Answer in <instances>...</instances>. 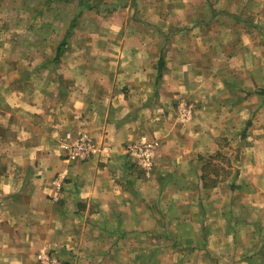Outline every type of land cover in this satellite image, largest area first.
<instances>
[{"label": "crops", "instance_id": "0c3cea01", "mask_svg": "<svg viewBox=\"0 0 264 264\" xmlns=\"http://www.w3.org/2000/svg\"><path fill=\"white\" fill-rule=\"evenodd\" d=\"M99 1L28 0L10 28L0 0V264H264L261 23L242 0ZM81 132L96 150L69 161Z\"/></svg>", "mask_w": 264, "mask_h": 264}, {"label": "built area", "instance_id": "2783aa9c", "mask_svg": "<svg viewBox=\"0 0 264 264\" xmlns=\"http://www.w3.org/2000/svg\"><path fill=\"white\" fill-rule=\"evenodd\" d=\"M181 116L187 119L192 111L193 105L184 102L179 103ZM154 143L142 142L132 143L127 146L128 154L134 158L136 164L142 169L146 176L150 175L153 168V148ZM96 150V143L93 138L86 132L79 133L74 140L67 146L66 159L69 161H80L90 158ZM57 185L59 183L57 182ZM42 264H53L54 261L47 256L41 257Z\"/></svg>", "mask_w": 264, "mask_h": 264}, {"label": "rangeland", "instance_id": "374dc122", "mask_svg": "<svg viewBox=\"0 0 264 264\" xmlns=\"http://www.w3.org/2000/svg\"><path fill=\"white\" fill-rule=\"evenodd\" d=\"M18 1L19 0H12V2H9L7 4V6H4V7L2 6V12L4 10L3 13H7L5 15H6L7 19H9V23H13L12 27H10V28H14V25H15L17 19H18V18H16V16L19 15L21 13V11H23L24 14L29 13V12H27V7H24V6H28V7L30 6V3L27 2L28 0H24L26 5L25 4L24 5L20 4L21 6L19 5ZM72 1L74 2V0H72ZM91 1H92V3H94V0H91ZM111 1H112V6H113V0H111ZM242 1H243V3L247 2L245 4L246 9H243L245 15L248 18V19L246 18L247 21L248 20L250 21V18H253V21L256 20L259 23H261L260 26H257V27H259V28L263 27L264 28V0H242ZM75 3H76V6H78V2H75ZM98 3L100 5V7L101 6L107 7V6H110V4H111L110 0H103V2L99 1ZM69 5L70 6L68 8V11L66 12V16L71 17L73 15V13L75 12V7H73V4H69ZM221 5H222V1L220 2L219 5H217V7H221ZM238 5H240V3L236 2L235 8H237ZM255 5H258V7H259L258 9L259 10H256V8H254ZM22 7H24V8H22ZM19 8H22V9H19ZM220 10H222V9H220ZM10 14H13V15L11 16ZM3 17H4V15H3ZM60 19H61V22L64 20L62 16H61ZM70 21H69V23H70ZM72 22L73 21H71V23ZM181 118H182V116H181ZM232 154L234 155V152H232Z\"/></svg>", "mask_w": 264, "mask_h": 264}]
</instances>
